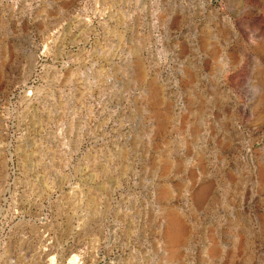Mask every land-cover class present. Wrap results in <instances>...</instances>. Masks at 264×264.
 <instances>
[{
    "label": "rangeland",
    "instance_id": "1",
    "mask_svg": "<svg viewBox=\"0 0 264 264\" xmlns=\"http://www.w3.org/2000/svg\"><path fill=\"white\" fill-rule=\"evenodd\" d=\"M0 264H264V0H0Z\"/></svg>",
    "mask_w": 264,
    "mask_h": 264
}]
</instances>
